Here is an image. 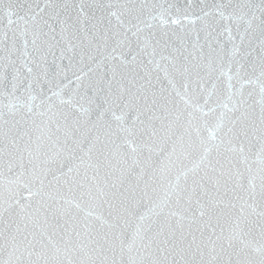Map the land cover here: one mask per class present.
Listing matches in <instances>:
<instances>
[{
    "label": "snow or ice",
    "instance_id": "6c2138e0",
    "mask_svg": "<svg viewBox=\"0 0 264 264\" xmlns=\"http://www.w3.org/2000/svg\"><path fill=\"white\" fill-rule=\"evenodd\" d=\"M0 264H264V0H0Z\"/></svg>",
    "mask_w": 264,
    "mask_h": 264
}]
</instances>
